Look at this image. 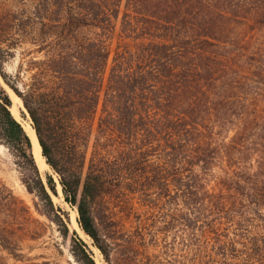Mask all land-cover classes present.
<instances>
[{
	"label": "trees",
	"instance_id": "obj_1",
	"mask_svg": "<svg viewBox=\"0 0 264 264\" xmlns=\"http://www.w3.org/2000/svg\"><path fill=\"white\" fill-rule=\"evenodd\" d=\"M18 2L0 75L105 263L264 264V0ZM26 43L36 52H21L8 74L11 49ZM13 105L0 80L1 141L39 212L68 238L57 182L44 177ZM144 208L172 212L175 240L161 236L168 229L124 228L120 215ZM45 232L0 189L2 251L17 264H55L20 252ZM72 250L98 264L78 234Z\"/></svg>",
	"mask_w": 264,
	"mask_h": 264
},
{
	"label": "rangeland",
	"instance_id": "obj_2",
	"mask_svg": "<svg viewBox=\"0 0 264 264\" xmlns=\"http://www.w3.org/2000/svg\"><path fill=\"white\" fill-rule=\"evenodd\" d=\"M122 10L125 9V1L123 3ZM18 0H0V39L4 40L3 46H14L11 44H16L17 40L12 37L14 35V27L12 25L13 18L11 16L16 14L19 9L22 7ZM122 11V16H123ZM118 38L117 36L113 40V48L117 45ZM12 52H14L15 57L11 58L6 64L5 69L8 74H16L20 59H21V52H36V47L30 43L24 44L22 47L12 48ZM0 80L2 81L5 88L11 94L14 105L18 109L21 119H23L22 111L24 110L23 101L21 98L15 93L13 89H11L3 80L2 76L0 75ZM17 97V98H16ZM19 97V98H18ZM16 98V99H15ZM20 102V103H19ZM13 105V106H14ZM26 112V111H25ZM101 112V110H100ZM28 120L32 123L29 114L27 117ZM51 174L55 181L57 182V194L51 191L53 200L55 204L64 211L68 212L70 216L69 220V228H70V236L67 238L65 237L61 229L58 225L48 219L46 216L42 215L38 208L42 207V202L40 199L33 193H31L26 185L23 182V173L21 168L18 166L15 156L13 155L12 151L9 147H7L0 138V189L5 191L8 194L14 195L17 199L24 202L31 211L33 212L34 216L40 219L42 222L45 223L46 232L42 238L38 240H26L22 245V250L20 251L23 253L26 258H39L40 260H50L55 264H82L77 260L75 257L72 246H73V238L76 237V234L86 242L92 251V255L97 261L98 264H106L105 258L101 251L94 245L92 238L81 228L78 217L79 212L76 206H72L69 204L64 196L62 185L59 180L58 174H56L51 167L46 172H43L45 177L46 173ZM61 186V187H60ZM60 189V190H59ZM105 208L103 206H97L95 209V214L98 217L102 218V214ZM172 213L169 211L162 210V209H141L138 215L134 214H124L122 213L120 216L121 222L124 225L126 230H130L131 232H137L139 229L140 224L145 225L147 231L157 232L159 229H168L169 231L167 235L162 234L161 236L165 238L166 236H170L169 239L171 241L175 240L177 237V227H173V219L169 214ZM76 222L79 226L76 225ZM79 227V228H78ZM170 227V228H169ZM82 230L83 233L80 231ZM165 231V230H164ZM185 234V233H183ZM189 234V233H188ZM188 234L187 237H188ZM153 247V246H151ZM0 256L7 264H17L15 259L11 257L7 252L2 251L0 249Z\"/></svg>",
	"mask_w": 264,
	"mask_h": 264
},
{
	"label": "bare ground",
	"instance_id": "obj_3",
	"mask_svg": "<svg viewBox=\"0 0 264 264\" xmlns=\"http://www.w3.org/2000/svg\"><path fill=\"white\" fill-rule=\"evenodd\" d=\"M17 108L14 105L12 107V112L23 123V125L25 126L27 132L31 136V138L33 140V144H34V154H35L36 160L38 162V165H39L41 171L46 172L47 170H49L50 166L47 164V161H46L45 157L42 155V147H41V145L39 143V140H38L37 134L35 132V129L33 128L32 123L28 120V118H24L23 117V119H21L22 116H20ZM76 225L79 226L77 222H76ZM80 231L83 233L82 230H80Z\"/></svg>",
	"mask_w": 264,
	"mask_h": 264
},
{
	"label": "water",
	"instance_id": "obj_4",
	"mask_svg": "<svg viewBox=\"0 0 264 264\" xmlns=\"http://www.w3.org/2000/svg\"><path fill=\"white\" fill-rule=\"evenodd\" d=\"M23 107H24V110L28 113V111H27V109L25 108V106H24V104H23ZM29 117H30V115H29ZM31 118V117H30ZM35 132H36V130H35ZM36 134H37V132H36ZM37 137H38V135H37ZM38 140H39V138H38ZM39 143H40V141H39ZM40 145H41V143H40ZM42 147V146H41ZM42 155L44 156V154H43V149H42ZM48 164V163H47ZM49 165V164H48ZM50 166V165H49Z\"/></svg>",
	"mask_w": 264,
	"mask_h": 264
}]
</instances>
